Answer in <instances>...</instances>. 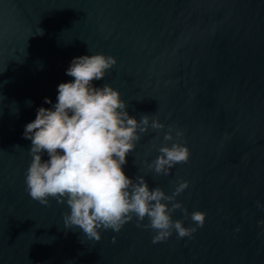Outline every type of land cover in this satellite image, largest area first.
I'll use <instances>...</instances> for the list:
<instances>
[{
	"label": "water",
	"instance_id": "obj_1",
	"mask_svg": "<svg viewBox=\"0 0 264 264\" xmlns=\"http://www.w3.org/2000/svg\"><path fill=\"white\" fill-rule=\"evenodd\" d=\"M97 53L117 63L95 87L117 89L137 120L159 115L164 131L184 130L191 156L170 175L144 163L159 155L151 144L163 142L151 129L123 170L167 194L178 179L189 181L177 200L206 213L191 238L173 232L154 244L155 233L134 218L89 240L64 227L66 203L49 198L46 207L27 193L25 126L73 80L70 62ZM173 219L194 226L179 210ZM260 221L264 0H0V264H264Z\"/></svg>",
	"mask_w": 264,
	"mask_h": 264
},
{
	"label": "clouds",
	"instance_id": "obj_2",
	"mask_svg": "<svg viewBox=\"0 0 264 264\" xmlns=\"http://www.w3.org/2000/svg\"><path fill=\"white\" fill-rule=\"evenodd\" d=\"M116 63L115 57L102 53L74 58L66 70L73 80L60 83L52 108H38L35 119L26 124L23 137L31 141L26 191L46 207L51 206L49 198L66 203L70 212L63 215L64 227L78 228L89 240L100 241L101 229L119 232L134 218L137 227L155 233L154 244L168 240L173 232L178 238H191L204 226L206 213H189L177 200L190 182L178 179L167 194L159 186L150 188L143 175L133 180L123 170L127 156L151 129L157 139L163 132V142L151 144L159 155L144 163L156 175H170L175 165L187 163L191 156L181 142L184 130L168 125L164 131L159 115L144 114L137 120L126 111L117 89L108 84L95 87L93 82L103 80ZM45 103L52 101L45 98ZM45 153L47 160L42 159ZM177 210L190 216L194 226L174 220Z\"/></svg>",
	"mask_w": 264,
	"mask_h": 264
}]
</instances>
